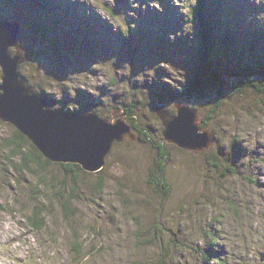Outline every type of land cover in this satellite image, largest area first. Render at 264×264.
I'll return each instance as SVG.
<instances>
[{
	"label": "rangeland",
	"instance_id": "obj_1",
	"mask_svg": "<svg viewBox=\"0 0 264 264\" xmlns=\"http://www.w3.org/2000/svg\"><path fill=\"white\" fill-rule=\"evenodd\" d=\"M43 1L45 6L35 0H0V21L21 25L19 39L29 58L19 66L24 81L49 95L52 113L39 109L37 125L51 132L50 116H58L56 111L69 114L86 104L84 95H99L100 116L109 120L112 110L127 109L132 115L117 116L124 124L134 123V131L78 152L92 159L103 155L105 162L99 172L85 173L80 164H71L83 177L80 187L65 179L69 170L51 162L46 172L35 168L38 179L22 183L27 172L13 170V164H20L30 148L17 146L21 152L11 156L16 147L2 142L21 131L7 129L0 120V180L12 175L11 180L20 181L9 189L3 185L1 193L0 205L7 206H0V264H203L206 240L214 230L219 234L214 249L226 264H264V69L251 81L256 89L243 91L246 82L230 78V69L264 64V0H204L214 37L230 40L241 33L247 38L225 42L227 48L220 41L213 47L209 66L222 71L219 78L231 86L215 112V98L199 101L179 93L201 65L197 0ZM245 41L256 43L255 56L243 52ZM1 42L10 56L22 55ZM258 55L260 61H255ZM1 66L3 62L0 86ZM160 95L168 115L176 114L174 102L197 114L196 132L206 135L207 148L182 149L163 139L152 111L162 104ZM68 118L54 122L68 128ZM189 119L185 123L193 125ZM185 123L176 125L180 143L190 134ZM39 139L48 140L42 134ZM98 177L103 182H95ZM161 177L169 190L164 200L157 193L162 194ZM35 187L39 203L32 199ZM75 195L79 199L73 203ZM35 205L47 216L40 233L24 219ZM67 209L75 213L69 222L63 217ZM75 244L82 248L77 254Z\"/></svg>",
	"mask_w": 264,
	"mask_h": 264
},
{
	"label": "water",
	"instance_id": "obj_2",
	"mask_svg": "<svg viewBox=\"0 0 264 264\" xmlns=\"http://www.w3.org/2000/svg\"><path fill=\"white\" fill-rule=\"evenodd\" d=\"M21 34V27L16 22H9L7 19H3L0 21V62H6L9 66V70H5V67L1 66L3 71L1 79L4 82V76L6 78L10 77V82H8V87L4 88L3 84L0 86V120L4 122V124H9L13 128L19 129L21 134L29 138L33 144L38 148L40 154L44 157L45 160L51 163H77L82 166V168L86 171L96 172L103 166L104 159L103 155L98 158L92 159V155H82L79 154V148H84L90 146L94 140L97 139V134L95 131H92V127H97L104 129L107 132V139L105 142H99L95 144L93 147H96L98 144L104 145L111 136L124 137L121 136L118 129H116V116H114V122H107L101 120L93 113L87 114H67L65 112H58V116H50V118H54L51 121V132L44 131L43 128L39 127L36 123L38 120V112L39 109H46V112L51 114L52 110L48 108V104L46 100L38 95L33 88L28 86L26 82L22 79L21 73L19 71L20 64H23L28 58L23 55V47L18 43L20 41L19 36ZM10 37L11 40L9 39ZM1 41L11 43L9 45L11 48L16 46L21 50V56H10L8 52V47H6ZM9 47V48H10ZM16 53L19 51L16 49ZM21 60V61H20ZM7 71H10L6 74ZM16 91V92H15ZM21 101H25L22 104H19ZM21 105L22 108L17 110V107ZM177 108V116L169 117L166 113L161 110H157V116L159 117L162 125L164 127L163 137L165 141L173 142L178 145L180 148L189 149H200L204 145L202 142L200 146L196 147L193 144L194 139V131L197 130L193 125L185 123L184 115H181L182 110H186L190 116L192 113L195 114L196 118L198 117L196 113H194L191 109L185 106L176 105ZM17 110V111H16ZM195 111V110H194ZM68 118V128L59 127L61 122L56 121V117L62 119L63 117ZM122 116V115H121ZM72 117V118H70ZM196 118L194 120H196ZM74 119V120H71ZM185 123V131L188 130L190 132L187 137L186 144L180 143L179 136L181 132L177 129V123ZM126 124V123H125ZM128 129L131 131L130 127L126 124ZM41 128V129H39ZM191 128V129H190ZM55 130L59 133V136H56ZM39 134H42L47 141H40ZM210 137V136H209ZM40 141V145L36 140ZM57 139V140H56ZM53 141H58L53 143ZM36 144H35V143ZM209 145H207L208 147ZM51 149L48 152L47 148ZM74 151V152H73ZM64 152V153H62ZM83 153V152H81ZM89 153V152H88ZM77 154V155H75Z\"/></svg>",
	"mask_w": 264,
	"mask_h": 264
},
{
	"label": "trees",
	"instance_id": "obj_3",
	"mask_svg": "<svg viewBox=\"0 0 264 264\" xmlns=\"http://www.w3.org/2000/svg\"><path fill=\"white\" fill-rule=\"evenodd\" d=\"M198 3L196 5L195 8V13L199 14L201 17V20L204 24V28H205V33L202 34L201 38L199 39L201 45H200V51L204 52L205 58L208 59V55L211 56V53L213 51V47L215 46V44L221 40L222 42H227L229 43L230 41H233L234 36H229L230 40H227L226 38L223 37V35L219 36L220 37H214V32H213V28L212 25L210 24V22H208L206 20V5L204 4V0H197ZM37 27V26H36ZM35 27V31L38 34H42L41 32H39V29H36ZM39 27H41V25L39 24ZM258 42H260L261 40H257ZM264 41V40H262ZM247 46L245 45V49H243V52L246 53L245 51L248 48H252L254 47V44L256 43H252V42H247ZM244 48V47H243ZM241 52V53H243ZM240 54V52H239ZM261 55V54H259ZM259 55L255 58V61H260L258 59ZM255 56V55H254ZM262 56H264V54H262ZM205 58H203V60H205ZM206 61V60H205ZM264 65V64H263ZM263 65L259 66V68H254L249 65L247 67L244 68H240L238 67L237 70H234L232 72V76H230V78H235L240 80L241 82H246V84L244 85V89H242L243 91L246 90V88H252V89H256V86L254 84L251 83L252 80L255 79V77L259 74V71L261 72L263 70ZM254 70V71H252ZM259 70V71H258ZM256 71V72H255ZM258 71V72H257ZM221 72V71H219ZM221 74L220 73H216L215 71L211 70L209 67L205 66V67H201L199 68L195 74H193L192 76H190L188 78V81L185 85V90L183 91V94H186L189 97H195L197 100L199 101H209L210 99L215 98V102L214 105L212 107L211 112H215V110H217L220 107V104L222 103L223 97L225 96V94L231 90V86L230 88H228V85L225 84V82H223L219 76ZM222 76V75H221ZM41 93H43L46 97L48 96L44 90L41 89L40 91ZM236 91L232 90V94H234ZM214 100V99H213ZM99 104V97L96 99H93V102H88L87 107L89 109H95L97 108V105ZM73 112H76V110L74 109ZM127 115H132L131 112L127 111L126 112ZM136 122V121H133ZM134 124V123H133ZM132 124V126H133ZM8 128H12V126L9 125H5ZM16 132V136L8 140H3L2 142V146H8L9 148H11L12 146L18 148H22L24 147V145H28V147L30 148V152L26 155V152L24 151L22 153V156H24V158L22 160H20V164H13V161L11 162V168L13 167V170H17L18 168L25 170L26 176H28L29 178L24 179V181H22V183H27V182H31V178L33 179H38V173H35V168L39 167V170L46 172L48 166H49V161L45 160L44 157L38 153V151L32 146L30 145L29 141L26 139V137H24L22 134ZM13 139V140H12ZM11 146V147H10ZM18 146V147H17ZM16 148H13L14 151L11 149L9 152H11V156H15L18 155L21 152V149L18 148L19 150H17ZM12 159V157H11ZM29 162V163H28ZM28 164V167H26L25 165ZM54 165V164H53ZM58 166H61V168H63L64 170H69L71 173L70 175H66L65 179L68 178L74 185L79 186L82 184L81 179H83L81 173H76L74 172L71 167L72 165H62V164H55ZM32 166V167H31ZM6 170H8L7 166H5ZM80 169V167H79ZM82 170V169H81ZM160 170V169H159ZM232 172H234L233 170H231ZM83 172V171H82ZM23 173V172H22ZM85 173V172H83ZM18 174V173H17ZM98 176L100 173H96ZM12 175L9 178H3L0 180V201H1V193H2V189H3V185H8L6 188L9 189V186H11L10 188H12V185L15 183L18 184L20 183V181H17V179L15 178L14 180H11ZM76 178V179H75ZM159 185H160V190L162 191V194L159 193V191H157V193L159 194V196H163V200L165 198V196L168 195L169 190L167 189V186L164 184V179L161 177L159 179ZM42 182H44V180H42ZM95 182H103L101 178L98 177V179ZM98 186V185H97ZM99 188H103L102 183L101 186H98ZM71 192L75 191L74 188L70 189ZM59 192V191H58ZM17 194H19V192H16ZM39 195V187L38 188H34L33 189V195H32V199L35 202L39 203V200L37 198V196ZM57 198L58 200L62 199V196L60 194L57 193ZM73 198V203H76V201L79 199V196L75 195L72 197ZM17 199V198H16ZM67 203L70 205V202L67 201ZM4 206H7V204H2ZM0 205V206H1ZM38 207V206H37ZM39 208V209H38ZM33 208V212L31 213L30 216L28 217H24V219L26 220L27 224L29 225V229L33 230L34 232H42L45 228V224L47 221V216L43 217L41 216V212L43 211V207L40 208L38 207ZM2 211L4 210L5 212H7V209H1ZM64 213V215H63ZM62 215L64 217L65 222H69L70 220V216H74L75 213L73 212L72 209H67L65 212H63ZM2 218V217H0ZM157 217L153 219V224L156 222ZM43 229V230H41ZM152 231L154 233H158V231H156L155 229H152ZM39 232V233H40ZM140 237H142V234H140ZM208 239L206 240V242H208L206 246V250L202 253V263L203 264H211V263H217V264H226L225 258L220 256V253H222L221 251H216L214 249V246H217L216 244H219L218 242V238H219V234L216 233V231H212L211 235L209 237H207ZM82 248H79V246H77L76 244L73 245V253L77 254L79 252H81ZM80 261V259L78 260ZM159 264H164V263H159Z\"/></svg>",
	"mask_w": 264,
	"mask_h": 264
},
{
	"label": "bare ground",
	"instance_id": "obj_4",
	"mask_svg": "<svg viewBox=\"0 0 264 264\" xmlns=\"http://www.w3.org/2000/svg\"><path fill=\"white\" fill-rule=\"evenodd\" d=\"M11 38H12V37H10L9 39L11 40ZM18 43L20 44V41H18ZM7 44H9V43L7 42ZM9 45H10V44H9ZM16 48H18V47L16 46ZM18 49H19V48H18ZM3 66H5V70H9V69H10L9 66H8V64H7L5 61L3 62ZM9 72H10V71H7L6 74L9 73ZM2 73H3V71H2ZM7 81L10 82V77H9V78H6V77L4 76V82H3V80L1 79V84L4 83V84H3V87H4V88H7V87H8V82H7ZM181 115H184L185 118H190L189 121H190V122L193 121V126L195 125L194 127L197 128V126H196V124H195V120H194V117H196L195 114L192 113V116H190L186 110H182V111H181ZM120 117H121V116H117V117H116V119H115V121H116V125H115V127H116V129L119 130L121 136H124V137H130V136H131V133H130L128 127L122 122V120H120ZM91 130H92V131H95V133L97 134V139L94 140L90 146H87V147H84V148H79V149H76V150H78V151H80V152H86V151H88L90 148H93V146H94L95 144H97V143H99V142H101V141H102V142H105V140L107 139V132H106L104 129L97 128V127H93V128H91ZM194 137H195L196 139H194L193 144L195 145V143H196V144H197V145H195L196 147L201 145V140H202V141H204L205 143H204V145L202 146V148H200V149H205V148H207V144H206L207 142H206V135H205V134H197V132H196V130H195V131H194ZM183 141H184V143H186V141H187V137H185ZM209 142H210V141H209ZM73 152H74V151H73Z\"/></svg>",
	"mask_w": 264,
	"mask_h": 264
}]
</instances>
